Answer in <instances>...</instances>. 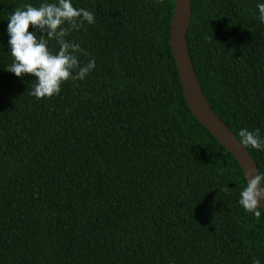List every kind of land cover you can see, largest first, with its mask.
Returning a JSON list of instances; mask_svg holds the SVG:
<instances>
[{"label": "trees", "instance_id": "1", "mask_svg": "<svg viewBox=\"0 0 264 264\" xmlns=\"http://www.w3.org/2000/svg\"><path fill=\"white\" fill-rule=\"evenodd\" d=\"M41 2L0 0V264H264V210L257 220L239 205L242 166L188 106L175 0H73L95 23L68 39L96 68L38 100L31 74L7 71L6 29ZM257 2L192 0L187 35L202 89L238 139L241 128L264 136ZM247 150L264 173V152Z\"/></svg>", "mask_w": 264, "mask_h": 264}, {"label": "clouds", "instance_id": "2", "mask_svg": "<svg viewBox=\"0 0 264 264\" xmlns=\"http://www.w3.org/2000/svg\"><path fill=\"white\" fill-rule=\"evenodd\" d=\"M256 10V19L264 23V0H258ZM8 21L6 32L12 63L7 71L17 77L31 74L35 83L30 95L36 99L59 95L62 84L69 80L83 81L96 68L94 58L81 62L80 57L89 53L80 43L68 39L73 31L95 23V13L74 6L73 0H42L39 6L24 4L12 12ZM238 137L242 147L264 152V136L258 129L241 128ZM228 189L226 186L224 191ZM261 200H264V173L247 179L246 186L239 191L238 203L259 220L264 210ZM253 264L261 262L255 259Z\"/></svg>", "mask_w": 264, "mask_h": 264}, {"label": "water", "instance_id": "3", "mask_svg": "<svg viewBox=\"0 0 264 264\" xmlns=\"http://www.w3.org/2000/svg\"><path fill=\"white\" fill-rule=\"evenodd\" d=\"M175 2L170 42L188 106L197 120L234 155L242 166L246 178L250 180L258 175L259 166L247 148L239 144L238 138L210 105L193 64L187 37L191 25L192 0H175ZM260 204L264 208V200H261Z\"/></svg>", "mask_w": 264, "mask_h": 264}]
</instances>
